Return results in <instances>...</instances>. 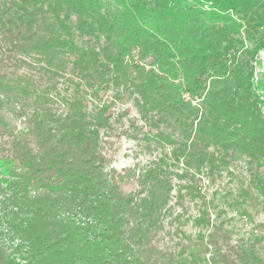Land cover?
Returning a JSON list of instances; mask_svg holds the SVG:
<instances>
[{
	"label": "trees",
	"instance_id": "1",
	"mask_svg": "<svg viewBox=\"0 0 264 264\" xmlns=\"http://www.w3.org/2000/svg\"><path fill=\"white\" fill-rule=\"evenodd\" d=\"M262 50L264 0H0V264H264Z\"/></svg>",
	"mask_w": 264,
	"mask_h": 264
},
{
	"label": "rangeland",
	"instance_id": "2",
	"mask_svg": "<svg viewBox=\"0 0 264 264\" xmlns=\"http://www.w3.org/2000/svg\"><path fill=\"white\" fill-rule=\"evenodd\" d=\"M257 60L258 79L261 80L264 77V50L259 53ZM108 96L109 94H106L105 98H107ZM123 108L129 109L132 115H136V111L132 107L131 103L119 104L115 108V111H118L119 109ZM109 154L112 156V161L107 167V169L114 170L120 173L121 178L119 179V181L122 188H124V190L126 191H130L135 187L132 181V176L128 170L133 168L138 163H140L141 165L147 164V162L154 158V156H151L144 152H140L138 146L136 145V142L125 137L122 138L117 144H115V148L111 152H109ZM226 178L227 177H224L223 180H218L216 184L211 187V189H215L219 186H222L223 183L226 182ZM191 213L196 214L197 212L193 208L191 210ZM262 220V216L259 215L255 217L254 221H245L248 222V224L243 229L249 230L255 224ZM184 230L186 231L187 236L190 238L186 241L191 242L196 240V235L198 233L196 229H194L191 225H188L185 227Z\"/></svg>",
	"mask_w": 264,
	"mask_h": 264
}]
</instances>
